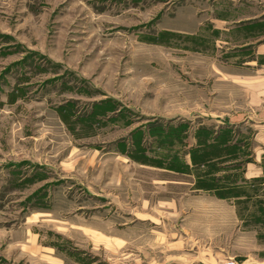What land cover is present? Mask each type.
I'll return each instance as SVG.
<instances>
[{
    "label": "rangeland",
    "instance_id": "374dc122",
    "mask_svg": "<svg viewBox=\"0 0 264 264\" xmlns=\"http://www.w3.org/2000/svg\"><path fill=\"white\" fill-rule=\"evenodd\" d=\"M228 2L0 0V264H264Z\"/></svg>",
    "mask_w": 264,
    "mask_h": 264
},
{
    "label": "crops",
    "instance_id": "0c3cea01",
    "mask_svg": "<svg viewBox=\"0 0 264 264\" xmlns=\"http://www.w3.org/2000/svg\"><path fill=\"white\" fill-rule=\"evenodd\" d=\"M226 8L231 11L234 10L231 13L232 17L217 19V23L221 22L224 25L223 30L225 31V34L229 33L230 38L237 39L238 47L232 48L230 54H237L240 55V57L246 58L241 60V64H243L242 68L244 70L248 71L251 69L253 72L264 74V0H229ZM235 9H237V11ZM235 14H237L236 17H234ZM225 116L226 115L221 117L219 115L213 117L221 118L222 125L231 128L233 131H236L241 125L249 123L248 129L253 130L251 137L253 141H256L258 146H260V150H258L260 156L256 157L252 163L246 164L244 177L248 180L261 177L263 175L261 157L264 155V140H262L264 139V108L262 110L252 109L245 113H234L227 117ZM237 131L238 134L241 133V130ZM190 184L193 186V180H191L189 186ZM191 191H193L191 192L192 198L193 196L198 198L204 194L208 200L212 201L222 202L226 200L231 202L233 200L230 196H227V198L218 197L213 191H202L199 189ZM54 260H58V262H56L57 264H64L60 259L54 258ZM174 264H179V262L175 260Z\"/></svg>",
    "mask_w": 264,
    "mask_h": 264
},
{
    "label": "built area",
    "instance_id": "2783aa9c",
    "mask_svg": "<svg viewBox=\"0 0 264 264\" xmlns=\"http://www.w3.org/2000/svg\"><path fill=\"white\" fill-rule=\"evenodd\" d=\"M230 264H234V263H230Z\"/></svg>",
    "mask_w": 264,
    "mask_h": 264
}]
</instances>
